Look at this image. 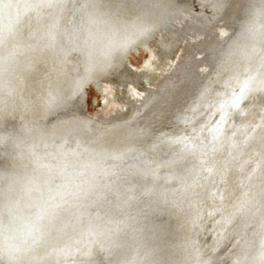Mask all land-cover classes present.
<instances>
[{
    "label": "water",
    "instance_id": "water-1",
    "mask_svg": "<svg viewBox=\"0 0 264 264\" xmlns=\"http://www.w3.org/2000/svg\"><path fill=\"white\" fill-rule=\"evenodd\" d=\"M0 264H264V0H0Z\"/></svg>",
    "mask_w": 264,
    "mask_h": 264
},
{
    "label": "clouds",
    "instance_id": "clouds-1",
    "mask_svg": "<svg viewBox=\"0 0 264 264\" xmlns=\"http://www.w3.org/2000/svg\"><path fill=\"white\" fill-rule=\"evenodd\" d=\"M145 23H147V21H145ZM139 34L136 27L128 26L122 29L119 35L113 34L99 41L95 46V50L89 53V55L103 58L116 48L124 44H131Z\"/></svg>",
    "mask_w": 264,
    "mask_h": 264
}]
</instances>
